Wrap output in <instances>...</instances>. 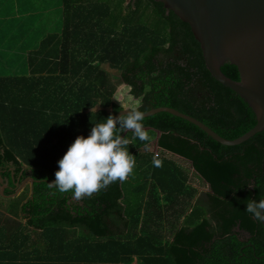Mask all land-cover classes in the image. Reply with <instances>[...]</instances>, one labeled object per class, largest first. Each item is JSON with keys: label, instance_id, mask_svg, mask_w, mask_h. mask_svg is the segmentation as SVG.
<instances>
[{"label": "trees", "instance_id": "trees-1", "mask_svg": "<svg viewBox=\"0 0 264 264\" xmlns=\"http://www.w3.org/2000/svg\"><path fill=\"white\" fill-rule=\"evenodd\" d=\"M63 2L62 32L29 54L30 74L0 76V175L26 166L35 179L28 202L9 201L7 212L24 213L43 245L26 228L0 225V264H264V225L244 211L264 196V131L228 146L171 113L145 117L161 133L159 148L189 160L210 185L198 195L175 160L155 157V167L132 140L136 166L125 181L81 200L48 186L75 138L124 108L172 107L227 139L257 124L209 71L190 24L162 2ZM222 70L240 79L236 65Z\"/></svg>", "mask_w": 264, "mask_h": 264}, {"label": "water", "instance_id": "water-1", "mask_svg": "<svg viewBox=\"0 0 264 264\" xmlns=\"http://www.w3.org/2000/svg\"><path fill=\"white\" fill-rule=\"evenodd\" d=\"M156 1L162 2L168 10L190 24L201 44L209 71L249 104L257 124L242 136L227 139L199 119L172 107H154L144 112L145 117L160 112L171 113L197 125L216 141L228 146L240 145L264 131V0ZM227 63L238 67L239 80L223 72L222 67ZM128 110L131 108H124L115 116Z\"/></svg>", "mask_w": 264, "mask_h": 264}, {"label": "clouds", "instance_id": "clouds-1", "mask_svg": "<svg viewBox=\"0 0 264 264\" xmlns=\"http://www.w3.org/2000/svg\"><path fill=\"white\" fill-rule=\"evenodd\" d=\"M103 122L93 124L87 136L78 135L58 161L55 180L48 183L61 193L71 192L72 198L81 200L107 188L116 181H125L136 166L135 155L129 151V140L121 133L132 130L141 141L150 140L145 129V113L128 110L119 116L108 115ZM155 167L162 161L153 159ZM251 187V186H249ZM244 211L264 223V197L249 200Z\"/></svg>", "mask_w": 264, "mask_h": 264}, {"label": "crops", "instance_id": "crops-1", "mask_svg": "<svg viewBox=\"0 0 264 264\" xmlns=\"http://www.w3.org/2000/svg\"><path fill=\"white\" fill-rule=\"evenodd\" d=\"M63 19V0H0V69L25 68L44 39L62 32Z\"/></svg>", "mask_w": 264, "mask_h": 264}, {"label": "rangeland", "instance_id": "rangeland-1", "mask_svg": "<svg viewBox=\"0 0 264 264\" xmlns=\"http://www.w3.org/2000/svg\"><path fill=\"white\" fill-rule=\"evenodd\" d=\"M7 27V26H6ZM5 27V28H6ZM12 43L9 44V47ZM20 55V53H18ZM20 64V63H19ZM29 70L28 68V61L25 62V68H20L18 70H16L17 72H14L13 70L9 69H0V76L1 75H15V74H24ZM113 74V78L115 80L116 83H120V76L119 73L116 71H112ZM98 109V108H97ZM146 131L148 132V134L151 136L150 137V141L145 143V144H138V138L135 137L134 132L132 130H129L125 136L126 139L128 140H132L133 143L137 146V149L141 152V153H146L148 154V156H151L152 158L158 157V156H162V155H166L167 153H165L162 149L159 148L158 144H157V140L160 136V134L157 132L156 134L151 133L150 129L145 128ZM168 155V154H167ZM173 160H175L188 174H189V186L195 188L197 190V195L199 193L202 192H207L210 191V185L196 172V170L193 168L192 163L189 160H186L178 155H171V157ZM7 205H8V200L5 198L0 197V225H5L9 228L10 232L14 231L17 227H19L20 225H24L26 220L24 218H16L14 216H12L11 214H9L7 212ZM186 205V204H185ZM189 206V205H188ZM167 218H169L170 220H173V216L168 215ZM179 222L175 224L178 225ZM170 224L166 223L165 224V231L164 233L166 234L167 238H171L172 233H170ZM40 231L38 232H32L31 236H32V240H31V244H35L36 246H43L41 244V235H40Z\"/></svg>", "mask_w": 264, "mask_h": 264}, {"label": "flooded vegetation", "instance_id": "flooded-vegetation-1", "mask_svg": "<svg viewBox=\"0 0 264 264\" xmlns=\"http://www.w3.org/2000/svg\"><path fill=\"white\" fill-rule=\"evenodd\" d=\"M25 168H26V166H24V168L21 171H18L17 168L12 167L11 178L3 177L0 175V197L7 199L8 202L15 200V199H21L22 200L20 203L21 207L25 203L28 202L30 197H32L33 186L35 183V179L32 176L27 175V172H25ZM31 178H33L34 181H31ZM2 190H4V194H2ZM6 191H9V192L7 193ZM7 208H8V205H7ZM5 210H7V209H5ZM14 217H16V216H14ZM16 218H18V219L24 218L26 220L24 225H20L17 228H26L28 230V232H30V233L35 232V229L33 227L28 226V224H27L28 219L25 218L24 213L21 212L20 216H17Z\"/></svg>", "mask_w": 264, "mask_h": 264}, {"label": "built area", "instance_id": "built-area-1", "mask_svg": "<svg viewBox=\"0 0 264 264\" xmlns=\"http://www.w3.org/2000/svg\"><path fill=\"white\" fill-rule=\"evenodd\" d=\"M124 1L126 2L127 5H130V4L134 5L136 0H124ZM164 152L168 154V155L167 154L165 155L166 157H171V155H174L173 153L166 151V150H164Z\"/></svg>", "mask_w": 264, "mask_h": 264}, {"label": "bare ground", "instance_id": "bare-ground-1", "mask_svg": "<svg viewBox=\"0 0 264 264\" xmlns=\"http://www.w3.org/2000/svg\"><path fill=\"white\" fill-rule=\"evenodd\" d=\"M16 182V181H15ZM11 197V196H10Z\"/></svg>", "mask_w": 264, "mask_h": 264}]
</instances>
